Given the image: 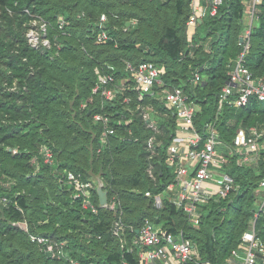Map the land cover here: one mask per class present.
Here are the masks:
<instances>
[{"label":"trees","instance_id":"obj_1","mask_svg":"<svg viewBox=\"0 0 264 264\" xmlns=\"http://www.w3.org/2000/svg\"><path fill=\"white\" fill-rule=\"evenodd\" d=\"M103 12L111 39L99 42L97 21ZM36 14L49 23V46L33 47L28 41L27 28ZM189 15V0H0V83L14 85L0 86V264H145L134 243L145 219L167 232L182 231L213 264L226 261L254 219L264 240V150L256 163L239 164L222 145L235 188L228 197L203 205L201 222L194 225L164 192L175 177V166L166 162L177 128L172 109L157 97L139 101L132 88L105 102L93 93L99 71H112L130 84L126 62L149 60L165 67L162 78L169 88L186 85L197 100L199 131L206 133L207 123L214 122L223 141L234 145L240 129L264 128V100L251 97L242 106L225 102L219 109L229 65L244 49L242 0H225L216 15L204 17L194 29L187 25ZM59 16L65 20L62 27ZM244 63L264 80V0ZM196 71L202 80L191 87L188 81ZM139 102L152 105L151 117L163 131L164 143L155 153L147 148L152 129L136 109ZM96 111L108 114L114 129L105 141ZM43 144L54 152L52 163L40 153ZM151 164L156 178L150 176ZM66 170L98 176L115 208L100 205L97 188L98 212L84 208L80 198H73V188L60 180ZM21 220L32 233L64 241L63 257L50 256L18 225ZM117 222L119 235L113 232Z\"/></svg>","mask_w":264,"mask_h":264},{"label":"built area","instance_id":"obj_2","mask_svg":"<svg viewBox=\"0 0 264 264\" xmlns=\"http://www.w3.org/2000/svg\"><path fill=\"white\" fill-rule=\"evenodd\" d=\"M225 0H189L190 15L187 25L194 29L198 23L203 22L204 17L214 16L218 13L220 6ZM263 0H242L245 10L246 28L240 36V44L244 49L241 54L229 65V79L222 87L219 94V109L225 102L233 106H242L249 102L251 97L264 100V80L255 76L254 73L244 63V55L250 42L251 28L254 20L258 17V6ZM28 11V10H27ZM32 19L34 25L27 32L31 46L50 45L47 37L48 21L40 15H34ZM201 20V21H200ZM60 27L65 24V20L60 18ZM108 15L103 12L98 18L97 41L104 42L111 39L109 29L106 27ZM241 38H243L241 40ZM126 68L130 72L132 83L127 84L125 79L118 81L112 71H99L98 80L93 86V93L100 94L102 102L112 101L119 92L129 89L136 90L139 101L145 97H157L163 100L166 106L172 109L176 117V133L172 136L171 142L167 145L166 162L175 166V177L165 189L178 209L185 212L188 220L199 225L201 222L203 205L211 199L226 198L235 188L234 177L225 170V164L229 162L228 155L222 149L226 148L229 155L237 157L239 164L256 163L264 150V128L255 126L248 129L242 128L238 131L235 144L230 145L223 141L220 132L214 122L206 125V133L199 131L195 118L199 112V103L191 98L187 92L186 85L169 88L162 74L165 67L149 60L133 63L126 62ZM128 79V78H127ZM202 77L199 72H195L189 78L188 85L197 86ZM129 95L124 97L125 102H130ZM137 110L143 113V118L147 121V126L152 129V133L147 138V148L155 153L158 146L164 143L163 131L157 121L151 117L152 105L145 106L137 103ZM95 120L102 121L104 130L102 140L105 141L109 133L114 129L110 125V116L106 113L96 111L93 114ZM16 152L17 149H14ZM40 153L45 162L54 161L52 148L43 144ZM149 173L153 178L154 166H149ZM73 188V198H80L84 208L92 212H98V205L93 199V191L98 187L100 178H85L81 172L66 170L60 177ZM260 187L264 190V178L260 180ZM146 195L152 196L151 191H146ZM155 203H162V195L154 196ZM115 202H107L101 206L115 208ZM264 208V197L261 200L260 210ZM259 213L256 214L258 216ZM25 229L28 230L25 221ZM29 231V230H28ZM120 224L117 222L113 232L119 235ZM31 239L50 251L52 256L61 259L64 255V241H54L45 236L29 231ZM134 243L139 247V259L145 264H180L192 262L194 264H213L209 259L203 258L198 246L189 238L185 237L181 231L179 234L167 232L156 227L155 224L145 219L140 228ZM72 264H82L79 261L71 260ZM222 264H264V240L256 230V219L251 222L250 227L243 232L242 240L233 248L229 257Z\"/></svg>","mask_w":264,"mask_h":264},{"label":"water","instance_id":"obj_3","mask_svg":"<svg viewBox=\"0 0 264 264\" xmlns=\"http://www.w3.org/2000/svg\"><path fill=\"white\" fill-rule=\"evenodd\" d=\"M201 21V20H200ZM129 24V22H127ZM243 38H241L242 40ZM97 190H98V194H99V199H100V203L102 205L106 204L108 202V196H107V190L103 188V182L100 180L99 181V184H98V187H97ZM47 253L52 256L51 252L50 251H47Z\"/></svg>","mask_w":264,"mask_h":264},{"label":"rangeland","instance_id":"obj_4","mask_svg":"<svg viewBox=\"0 0 264 264\" xmlns=\"http://www.w3.org/2000/svg\"><path fill=\"white\" fill-rule=\"evenodd\" d=\"M61 17H62V16H59V20H60ZM29 24H30V25H29ZM29 24H28L29 26H28V28H27V32H28V31L32 28V26L34 25L33 20H31V21L29 22ZM34 26H35V25H34ZM26 35H27V34H26ZM27 38H28V36H27ZM28 41H29V39H28ZM0 80H1V78H0ZM1 85H2L3 87H6L7 89H14V88H13L14 85H12V86H11V85H8L7 82H6L5 80H2V82L0 83V86H1ZM154 171H155V168H154ZM154 175H155V173H154ZM150 176H151V175H150ZM95 179H96V176H95ZM120 220H121V219H120ZM121 224H122V223H121ZM18 225L21 226L22 229H24V228H25V227H24V225H25V221H22V220L19 221V222H18ZM159 227H160V226H159ZM55 257H56V256H55Z\"/></svg>","mask_w":264,"mask_h":264},{"label":"crops","instance_id":"obj_5","mask_svg":"<svg viewBox=\"0 0 264 264\" xmlns=\"http://www.w3.org/2000/svg\"><path fill=\"white\" fill-rule=\"evenodd\" d=\"M96 179H98V176H96Z\"/></svg>","mask_w":264,"mask_h":264}]
</instances>
